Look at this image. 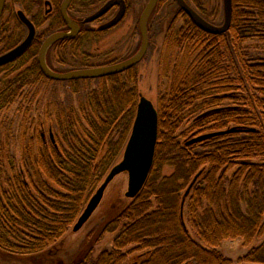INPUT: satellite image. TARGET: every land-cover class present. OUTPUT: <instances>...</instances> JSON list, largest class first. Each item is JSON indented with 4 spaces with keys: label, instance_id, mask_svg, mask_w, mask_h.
<instances>
[{
    "label": "trees",
    "instance_id": "trees-1",
    "mask_svg": "<svg viewBox=\"0 0 264 264\" xmlns=\"http://www.w3.org/2000/svg\"><path fill=\"white\" fill-rule=\"evenodd\" d=\"M178 13L187 19L181 27L173 21L165 41L162 72L170 85L157 106L159 135L148 179L100 226L101 236L115 233L112 248L93 259L95 236L70 264H232L217 250L223 241L240 237L248 246L264 234V57L244 46L264 44V0H233L231 25L222 33L201 29L181 8ZM36 54L33 47L0 66V111L25 85L58 81L42 72ZM90 81L97 86L80 106L50 114L58 124L49 129L50 141L43 128L30 126L27 111L20 113L15 138L31 141L21 150L19 168L0 145V248L28 255L53 246L125 148L140 99L136 66L68 82ZM220 130L226 132L187 143ZM166 166L173 173L163 174ZM240 260L264 264V240Z\"/></svg>",
    "mask_w": 264,
    "mask_h": 264
},
{
    "label": "rangeland",
    "instance_id": "rangeland-1",
    "mask_svg": "<svg viewBox=\"0 0 264 264\" xmlns=\"http://www.w3.org/2000/svg\"><path fill=\"white\" fill-rule=\"evenodd\" d=\"M105 1L76 0L73 4L72 12L77 17L85 18L96 12L103 6ZM148 1L129 0L130 8L119 24L105 31H100L93 36L83 35L77 42L78 44L75 43L76 45L68 46L59 53L63 56L65 62L63 64L55 63V66L67 71L94 65L117 63L134 55L142 43L139 19ZM187 2L212 24L217 26L223 24L225 17L224 0H187ZM117 10L118 8H113L106 16V19H110L117 14ZM179 10L180 6L177 0L158 1L149 18V46L147 53L144 59L136 66L139 95L150 98L156 106H158L160 98L166 93L170 85L169 78L164 77L162 72V56L168 29L173 21H175L176 26L181 27L186 23L187 19L183 14L178 13ZM98 26H100V23L97 20L86 25L89 28H98ZM244 46L249 54L254 57H264L263 43L252 40L245 42ZM53 53L54 50H52ZM16 74L14 73L13 76ZM89 85L90 88H87ZM95 86H97V81L88 83L45 81L41 82V84L25 85L20 89L15 101L0 111V145L3 143L6 146L5 148L3 147L4 150L8 151L9 149L14 155L15 168L20 166L22 148L27 142L31 141V138L26 136L15 138V134L19 131L20 113L27 111V121L30 122V126L37 124L38 127L43 128L47 139L50 141V127L52 126L55 130L58 126V124L56 126L54 122L52 123L55 119L53 114H59L60 109L63 107L69 109L71 106H80L87 92ZM52 112L53 114L50 116ZM50 117L52 120H50ZM184 126H187V124H184ZM114 138H117V134ZM188 138L190 139V136ZM195 148L197 151L203 150L202 146ZM124 149L123 147L115 162L112 163L113 165L122 158ZM7 160L9 159L7 158L5 162ZM3 162L0 157V165ZM173 171L174 168L166 166L163 169V174L169 175ZM1 177L4 179L2 175ZM128 181L127 172L120 173L111 181L105 190L100 205L81 229L74 231L73 226H71L68 232L53 246L40 253L26 255L0 248V264H70L87 244L95 236H98V240L92 250V257L96 259L102 251L112 248L115 237V233L108 232L103 233L101 236L100 226L108 216L120 211L132 200V198L125 195L128 189ZM191 233L199 241L195 232L192 231ZM263 240L264 234L247 246L240 237L227 239L217 247V250L230 258L232 264H245L240 259ZM132 255H135V253L129 254L128 259Z\"/></svg>",
    "mask_w": 264,
    "mask_h": 264
},
{
    "label": "water",
    "instance_id": "water-1",
    "mask_svg": "<svg viewBox=\"0 0 264 264\" xmlns=\"http://www.w3.org/2000/svg\"><path fill=\"white\" fill-rule=\"evenodd\" d=\"M2 1L3 0H0V6L2 4ZM71 1L72 0H64L62 4V15L69 27L72 29L71 32H60L52 34L48 37L40 50L39 63L42 72L46 76L55 80L64 81L75 79H95L103 76L125 72L126 70L137 66L144 59L149 46V18L159 0H149L140 15L139 28L142 36V43L139 50L131 57L117 63L90 66L65 72H59L51 69L45 59V54L48 46L56 39L69 36L73 37L77 35L80 30L78 21L72 19L68 14V6ZM177 2L180 8L184 10V12L193 21H195L201 29L205 30L206 32H226L231 25L233 0H224L225 17L223 24L219 26L212 24L204 17H202L186 0H177ZM115 5L120 6L119 12L112 20L101 26L102 29L113 27L124 17L126 13L127 5L125 0H108L97 12L86 18V21H93L95 19H98ZM19 15L29 28L28 35L26 39L18 46L0 55V66L19 57L29 47L34 39L36 31L35 25L23 11L20 10ZM225 132L226 130L203 133L191 138L187 143L201 142L212 136L219 135ZM158 135L159 112L157 106L150 98L141 95L137 104L132 131L125 146L122 158L111 167L103 182L89 199L87 205L73 225L74 231L81 229L83 225L90 219L92 214L100 205L108 185L120 173L127 172L129 176L128 189L125 192V195L127 197L133 199L141 192L154 164ZM51 138L53 141H55L53 133H51ZM189 190H187V193L189 192Z\"/></svg>",
    "mask_w": 264,
    "mask_h": 264
},
{
    "label": "flooded vegetation",
    "instance_id": "flooded-vegetation-1",
    "mask_svg": "<svg viewBox=\"0 0 264 264\" xmlns=\"http://www.w3.org/2000/svg\"><path fill=\"white\" fill-rule=\"evenodd\" d=\"M63 1L64 0H3L2 1V4L0 6V55L18 46L26 39L28 35L29 28L20 17L19 15L20 10L23 11L26 14V16L32 21L36 29L34 39L32 43L29 45V47L19 57L6 64L16 61L20 57L24 56L33 47H35V49H37V54L32 58L36 60L38 65L40 66L39 63L40 50L43 44L45 43V41L48 39V37L55 33L71 32L72 29L69 27V25L67 24V22L65 21L62 15ZM107 1L108 0H106L105 3ZM74 2H76V0H72L71 3L69 4L68 14L72 19L78 21L80 25L79 32L77 33V35L73 37L69 36V37H62L56 39L48 46L45 54V59L49 67L59 72H65L63 71L64 69H59L55 66L56 64H63L65 62L63 56L59 53L68 46H72L75 43L78 44L77 42L85 34L88 36L89 35L93 36L96 33H99L100 31H105L107 29L112 28L110 27V28L102 29L101 26L112 20L117 15L115 14L110 19H106V16L112 11L113 8L115 7L118 8L117 13L120 10L119 5L113 6L104 15H102L98 19L93 20V21L97 20L100 23V26H98V28H89L86 27V25H88V23L93 21H86V18H88L89 16L85 18L83 17L80 18L75 16L72 12V7ZM125 2L127 5L126 13H125L126 15L130 8V2L129 0H125ZM124 17L117 24H119L124 19ZM52 50H54L53 54H52ZM58 81H64V80H58Z\"/></svg>",
    "mask_w": 264,
    "mask_h": 264
}]
</instances>
